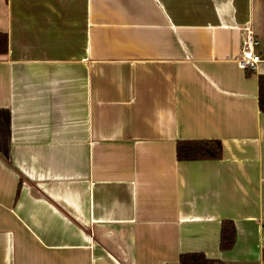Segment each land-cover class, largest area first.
Wrapping results in <instances>:
<instances>
[{
  "label": "crops",
  "instance_id": "1",
  "mask_svg": "<svg viewBox=\"0 0 264 264\" xmlns=\"http://www.w3.org/2000/svg\"><path fill=\"white\" fill-rule=\"evenodd\" d=\"M246 27L264 41V0H0V264H264ZM182 140L221 159L177 161Z\"/></svg>",
  "mask_w": 264,
  "mask_h": 264
},
{
  "label": "trees",
  "instance_id": "2",
  "mask_svg": "<svg viewBox=\"0 0 264 264\" xmlns=\"http://www.w3.org/2000/svg\"><path fill=\"white\" fill-rule=\"evenodd\" d=\"M7 52V36L0 32V55ZM249 72V70H248ZM252 71H250L251 73ZM258 110L264 116V75L257 78ZM221 143L217 140H182L175 144L177 161H217L221 159ZM235 242V227L232 221L222 220L219 232V250L229 251ZM180 264H219L216 260L207 259L202 253H185L178 258Z\"/></svg>",
  "mask_w": 264,
  "mask_h": 264
},
{
  "label": "built area",
  "instance_id": "3",
  "mask_svg": "<svg viewBox=\"0 0 264 264\" xmlns=\"http://www.w3.org/2000/svg\"><path fill=\"white\" fill-rule=\"evenodd\" d=\"M240 54L236 59V65L241 70H255L256 66L264 62V41L256 42L254 33L249 28H244Z\"/></svg>",
  "mask_w": 264,
  "mask_h": 264
}]
</instances>
